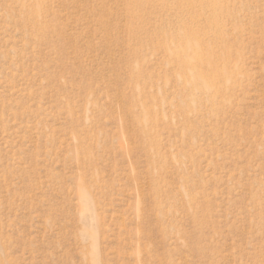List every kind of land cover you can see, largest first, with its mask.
<instances>
[{
  "label": "rangeland",
  "instance_id": "1",
  "mask_svg": "<svg viewBox=\"0 0 264 264\" xmlns=\"http://www.w3.org/2000/svg\"><path fill=\"white\" fill-rule=\"evenodd\" d=\"M212 1L0 0V264H264V0Z\"/></svg>",
  "mask_w": 264,
  "mask_h": 264
},
{
  "label": "bare ground",
  "instance_id": "2",
  "mask_svg": "<svg viewBox=\"0 0 264 264\" xmlns=\"http://www.w3.org/2000/svg\"><path fill=\"white\" fill-rule=\"evenodd\" d=\"M213 1H216V0H213ZM212 1V2H213ZM211 2V1H210ZM217 2V1H216ZM215 3V2H214ZM218 3H219V1H218ZM220 4H222V3H220ZM209 5V4H208ZM214 6H216V3H215V5L213 4V7ZM215 8V7H214ZM218 8H220V7H218ZM217 10V9H216ZM216 10H215V12H216ZM217 12H218V10H217ZM216 12V13H217ZM218 14V13H217ZM214 19H216V17L214 18ZM216 21V20H215ZM212 22V21H211ZM214 22V21H213ZM213 22L211 23L212 25H213ZM217 24H218V21H217ZM213 26H215V25H213ZM195 35V34H194ZM194 38H193V41H191V42H189V40H188V42L187 43H189V45H193V47L192 48H194V47H196V45H197V37H196V39H195V36H193ZM194 40H195V42H197L196 44H195V42H194ZM200 42V41H199ZM200 45H201V43H200ZM189 48H190V46H189ZM182 53V52H181ZM207 53L208 52H206L205 53V55L204 56H206L207 55ZM203 55H201V56H197L196 57V59H198L199 60V62H204V60H206L207 59V57H204ZM209 56H210V54H209ZM210 58H211V56H210ZM208 59L207 61H206V68L208 69V74H207V76H209V73H210V71H211V73H210V77L211 78H213V81H210L209 79L210 78H206L205 77V75H203V74H196V75H193L194 76V87H199L200 85V81H202L201 82V85H202V87L204 88V90L205 91H209L210 93H211V91H213L214 92V95H220L222 92H223V88H221V86H217V83H216V81L218 82L220 79H222V77H224L225 78V76L227 75V72H226V70H224V69H217L215 66H214V63H212L211 62V59ZM214 61V60H213ZM194 73H195V71H193ZM203 75V76H202ZM221 77V78H220ZM214 79H216V81L214 80ZM211 83H213V87L211 88ZM215 87H217V90H215ZM203 88H202V90H203ZM218 89H219V91H218ZM213 92H212V94H213Z\"/></svg>",
  "mask_w": 264,
  "mask_h": 264
}]
</instances>
